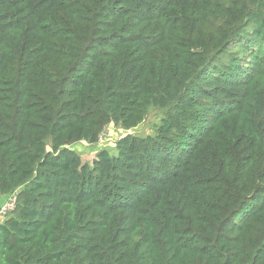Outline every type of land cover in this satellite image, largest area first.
<instances>
[{"label":"trees","instance_id":"obj_1","mask_svg":"<svg viewBox=\"0 0 264 264\" xmlns=\"http://www.w3.org/2000/svg\"><path fill=\"white\" fill-rule=\"evenodd\" d=\"M1 196L0 264H264V0H0Z\"/></svg>","mask_w":264,"mask_h":264},{"label":"rangeland","instance_id":"obj_2","mask_svg":"<svg viewBox=\"0 0 264 264\" xmlns=\"http://www.w3.org/2000/svg\"><path fill=\"white\" fill-rule=\"evenodd\" d=\"M163 116L164 110L152 108L145 121L134 129L126 131L122 128L115 127L113 124H110L102 132L100 140L97 144H90L88 142L81 141L72 145L71 147L80 154L83 161L91 163L96 157L97 152L101 149H107L111 153H116V146L119 139L127 134H133L135 136L141 137L155 134L156 128L161 123ZM7 216V214H0V221Z\"/></svg>","mask_w":264,"mask_h":264},{"label":"built area","instance_id":"obj_3","mask_svg":"<svg viewBox=\"0 0 264 264\" xmlns=\"http://www.w3.org/2000/svg\"><path fill=\"white\" fill-rule=\"evenodd\" d=\"M16 204V197L13 196L9 198L6 202H4L1 207H0V214L1 215H6L9 211L14 209Z\"/></svg>","mask_w":264,"mask_h":264},{"label":"crops","instance_id":"obj_4","mask_svg":"<svg viewBox=\"0 0 264 264\" xmlns=\"http://www.w3.org/2000/svg\"><path fill=\"white\" fill-rule=\"evenodd\" d=\"M7 199H8L7 196H1V197H0V207H1V205H2Z\"/></svg>","mask_w":264,"mask_h":264}]
</instances>
